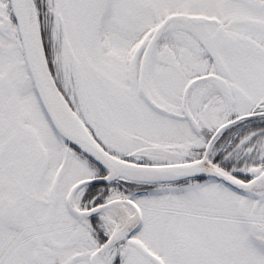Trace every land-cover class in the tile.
<instances>
[{
    "label": "snow or ice",
    "instance_id": "6c2138e0",
    "mask_svg": "<svg viewBox=\"0 0 264 264\" xmlns=\"http://www.w3.org/2000/svg\"><path fill=\"white\" fill-rule=\"evenodd\" d=\"M0 264H264V0H0Z\"/></svg>",
    "mask_w": 264,
    "mask_h": 264
}]
</instances>
